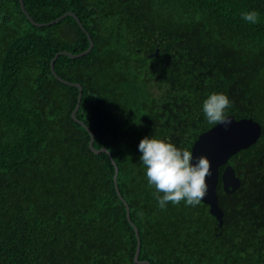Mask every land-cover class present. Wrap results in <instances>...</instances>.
Returning a JSON list of instances; mask_svg holds the SVG:
<instances>
[{
  "label": "trees",
  "instance_id": "16d2710c",
  "mask_svg": "<svg viewBox=\"0 0 264 264\" xmlns=\"http://www.w3.org/2000/svg\"><path fill=\"white\" fill-rule=\"evenodd\" d=\"M37 23L74 13L91 35L57 75L82 86L76 117L107 148L150 264H264V0H23ZM259 13V22L241 18ZM90 41L67 16L34 26L20 0H0V264H138V239L109 154H95L72 118L79 88L51 70ZM212 93L226 116L260 123L232 156L241 187L218 185L224 225L203 202L160 209L147 182L144 138L192 147ZM224 168L220 170L222 176Z\"/></svg>",
  "mask_w": 264,
  "mask_h": 264
},
{
  "label": "water",
  "instance_id": "95a60500",
  "mask_svg": "<svg viewBox=\"0 0 264 264\" xmlns=\"http://www.w3.org/2000/svg\"><path fill=\"white\" fill-rule=\"evenodd\" d=\"M20 4H21V8L23 12L26 14L27 18L31 21V23L34 26L47 27L52 24H56L60 22L67 16H72L77 20L81 29L87 34L88 39L90 41L89 48L86 51L80 54H76V55L69 53V52L58 53L51 62V70L53 74L56 76V78L60 80L62 83L79 88L80 93L78 96V103H77L75 110L72 113V118L77 123L81 124L88 130L91 136L89 146H90V149L95 154H99L103 152L109 154L110 159L115 167L114 181H115L117 193L120 199L126 205L127 218L129 222L131 223V225L133 226L137 239H138L137 251L135 254V262L138 264H150L148 261L139 260L140 251H141V238H140V234H139V230L137 226L132 222L131 215H130V207L125 202L123 195L121 194L119 187L117 185V177L119 173V168L116 162L113 160L107 148H102V149L94 148L95 137L93 135V132L76 117V112L80 109V105H81L82 86L80 84L70 83L60 78L55 72L54 66L59 56L67 55L74 59L85 56L94 48V41L91 35L83 27L79 18L74 13L67 12L63 16L49 23H37L31 18V16L26 11L23 0H20ZM227 118L231 120V124L228 125L227 128L223 124H217L209 131L200 135V137L197 139V141H195L192 147V152L194 156L193 163H196V158L200 156H204L210 161L211 175L206 178V184L208 186V190L204 198L201 200V202L209 206L210 208L209 211L211 215L214 216L216 220L218 221L220 228H222L224 225V215H225L223 209L221 208L219 204V195H218V190H217L220 179H222L223 190L228 194L235 193L241 187L242 182H241L240 177L237 176L235 169L231 165H229L228 162L232 156L236 155L241 150L247 149L251 145L255 144L260 138L261 133H262V127L260 123H258L255 119H253L252 117L248 115H237V116L233 115ZM221 168H224L222 176H220Z\"/></svg>",
  "mask_w": 264,
  "mask_h": 264
},
{
  "label": "clouds",
  "instance_id": "9594fccd",
  "mask_svg": "<svg viewBox=\"0 0 264 264\" xmlns=\"http://www.w3.org/2000/svg\"><path fill=\"white\" fill-rule=\"evenodd\" d=\"M241 18L250 23L259 22V13L245 11ZM226 94L212 93L203 102L202 111L209 124H223L227 128L231 120L226 110L231 107ZM142 153V164L146 169L147 182L154 187V198L160 209L171 203L197 206L206 195V178L211 175L210 161L200 156L193 163V152L188 148H178L171 142L159 138H144L138 146Z\"/></svg>",
  "mask_w": 264,
  "mask_h": 264
}]
</instances>
